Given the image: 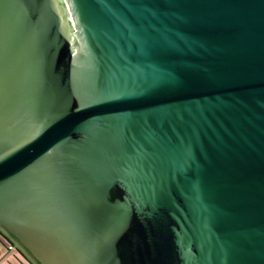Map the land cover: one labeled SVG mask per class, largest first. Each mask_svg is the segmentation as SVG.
<instances>
[{
	"label": "water",
	"instance_id": "obj_1",
	"mask_svg": "<svg viewBox=\"0 0 264 264\" xmlns=\"http://www.w3.org/2000/svg\"><path fill=\"white\" fill-rule=\"evenodd\" d=\"M0 227L39 264H264V0H0Z\"/></svg>",
	"mask_w": 264,
	"mask_h": 264
},
{
	"label": "crops",
	"instance_id": "obj_2",
	"mask_svg": "<svg viewBox=\"0 0 264 264\" xmlns=\"http://www.w3.org/2000/svg\"><path fill=\"white\" fill-rule=\"evenodd\" d=\"M0 264H39L24 248L9 249V239L0 232Z\"/></svg>",
	"mask_w": 264,
	"mask_h": 264
},
{
	"label": "rangeland",
	"instance_id": "obj_3",
	"mask_svg": "<svg viewBox=\"0 0 264 264\" xmlns=\"http://www.w3.org/2000/svg\"><path fill=\"white\" fill-rule=\"evenodd\" d=\"M0 229L4 231L3 232L4 236H6L9 239L10 242L12 241V243H14V244H17L18 243L17 240H15L16 238L13 235H11L10 233H8L7 231H5V229H3L1 227H0Z\"/></svg>",
	"mask_w": 264,
	"mask_h": 264
},
{
	"label": "trees",
	"instance_id": "obj_4",
	"mask_svg": "<svg viewBox=\"0 0 264 264\" xmlns=\"http://www.w3.org/2000/svg\"><path fill=\"white\" fill-rule=\"evenodd\" d=\"M12 238H13V237H12ZM14 239H15V238H14ZM15 240H16V239H15ZM15 245L18 246V247H22L20 243H17V244H15ZM22 248H24V247H22ZM24 250L26 251V253H28L27 250H26L25 248H24ZM28 254H29V253H28ZM29 255H30V254H29ZM30 256H31V255H30ZM33 258H34V257H33ZM34 259H35V258H34ZM35 260H36V259H35ZM36 261H37V260H36ZM37 262H38V261H37Z\"/></svg>",
	"mask_w": 264,
	"mask_h": 264
},
{
	"label": "built area",
	"instance_id": "obj_5",
	"mask_svg": "<svg viewBox=\"0 0 264 264\" xmlns=\"http://www.w3.org/2000/svg\"><path fill=\"white\" fill-rule=\"evenodd\" d=\"M1 235V234H0ZM16 248V245L14 243H10L9 244V249H15Z\"/></svg>",
	"mask_w": 264,
	"mask_h": 264
},
{
	"label": "flooded vegetation",
	"instance_id": "obj_6",
	"mask_svg": "<svg viewBox=\"0 0 264 264\" xmlns=\"http://www.w3.org/2000/svg\"><path fill=\"white\" fill-rule=\"evenodd\" d=\"M0 232L3 233L4 231L0 229Z\"/></svg>",
	"mask_w": 264,
	"mask_h": 264
},
{
	"label": "clouds",
	"instance_id": "obj_7",
	"mask_svg": "<svg viewBox=\"0 0 264 264\" xmlns=\"http://www.w3.org/2000/svg\"><path fill=\"white\" fill-rule=\"evenodd\" d=\"M3 234V233H2Z\"/></svg>",
	"mask_w": 264,
	"mask_h": 264
}]
</instances>
